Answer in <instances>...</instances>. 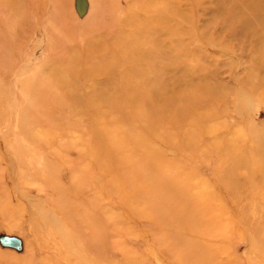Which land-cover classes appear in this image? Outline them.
I'll return each instance as SVG.
<instances>
[{
    "label": "rangeland",
    "instance_id": "1",
    "mask_svg": "<svg viewBox=\"0 0 264 264\" xmlns=\"http://www.w3.org/2000/svg\"><path fill=\"white\" fill-rule=\"evenodd\" d=\"M0 264H264V0H0Z\"/></svg>",
    "mask_w": 264,
    "mask_h": 264
},
{
    "label": "bare ground",
    "instance_id": "2",
    "mask_svg": "<svg viewBox=\"0 0 264 264\" xmlns=\"http://www.w3.org/2000/svg\"><path fill=\"white\" fill-rule=\"evenodd\" d=\"M83 5H84V3L79 4L78 9L80 11H82V9L84 8V7H82ZM132 53L133 54L131 57H124L122 60H126V61L137 63V64H143V63H145V60L150 56V54H148L146 52H142L139 49H135V48H132ZM109 68H110V66H109ZM146 69H147L146 65L144 67L142 65V67L139 68L138 74H140L139 75L140 77L143 76V78H144ZM104 70H107V69H104ZM108 70H110V69H108ZM107 72L108 71H102L101 73H107Z\"/></svg>",
    "mask_w": 264,
    "mask_h": 264
}]
</instances>
